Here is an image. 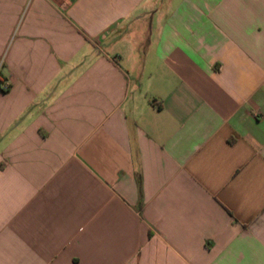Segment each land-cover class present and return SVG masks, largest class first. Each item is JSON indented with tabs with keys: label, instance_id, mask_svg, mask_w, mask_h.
Segmentation results:
<instances>
[{
	"label": "crops",
	"instance_id": "1",
	"mask_svg": "<svg viewBox=\"0 0 264 264\" xmlns=\"http://www.w3.org/2000/svg\"><path fill=\"white\" fill-rule=\"evenodd\" d=\"M0 264H264V0H0Z\"/></svg>",
	"mask_w": 264,
	"mask_h": 264
},
{
	"label": "built area",
	"instance_id": "2",
	"mask_svg": "<svg viewBox=\"0 0 264 264\" xmlns=\"http://www.w3.org/2000/svg\"><path fill=\"white\" fill-rule=\"evenodd\" d=\"M9 86H10V85H9L8 83L3 84V85H2L3 90H4V91H7V90L9 89Z\"/></svg>",
	"mask_w": 264,
	"mask_h": 264
},
{
	"label": "trees",
	"instance_id": "3",
	"mask_svg": "<svg viewBox=\"0 0 264 264\" xmlns=\"http://www.w3.org/2000/svg\"><path fill=\"white\" fill-rule=\"evenodd\" d=\"M4 91V90H3Z\"/></svg>",
	"mask_w": 264,
	"mask_h": 264
}]
</instances>
